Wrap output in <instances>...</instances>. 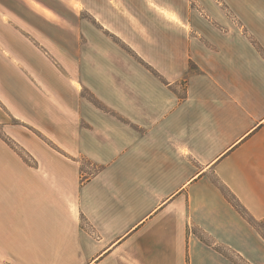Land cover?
Here are the masks:
<instances>
[{
    "label": "crops",
    "instance_id": "obj_1",
    "mask_svg": "<svg viewBox=\"0 0 264 264\" xmlns=\"http://www.w3.org/2000/svg\"><path fill=\"white\" fill-rule=\"evenodd\" d=\"M33 3L63 12L44 58L4 29L0 264H264L225 194L264 226V0H0Z\"/></svg>",
    "mask_w": 264,
    "mask_h": 264
},
{
    "label": "rangeland",
    "instance_id": "obj_2",
    "mask_svg": "<svg viewBox=\"0 0 264 264\" xmlns=\"http://www.w3.org/2000/svg\"><path fill=\"white\" fill-rule=\"evenodd\" d=\"M33 4H34L33 7H31L29 12L26 13L30 17L29 20L28 19H22L16 13L10 12L7 9H5L2 5H0V50L2 52H3L2 47H1L2 45L7 46L12 51V56H16V55L18 56L19 55L18 52L21 53V51H20L21 49L24 52H26L23 48H21V46H23L24 44L21 45V42H19V44H20L19 45L18 42L13 41L12 40L13 38L9 37L8 33L4 31V29H5V30L13 31L19 37V39L22 40L25 43V45H27V47L31 48L32 50H34V52H37L38 54H40V56H42V54L40 53L37 46L39 43L38 40H40V41L42 40V39H39V37L43 38L45 35H43L44 33L43 32L41 33V31L39 30V28H38L39 24H37L36 21L41 22L40 23L41 27H42V25H44L46 23V22H44V19H46L47 21H51V22H53V20H55V22H56L55 24L61 23L60 15H62L63 9H60L59 7H57V10L52 8L51 10L45 11V9L42 6H40L36 3H33ZM3 13H7L9 15V19L6 22L3 21V19H2ZM47 24H49V23H47ZM49 37L50 36H48V35L46 36L47 39ZM54 40L53 39L43 40V42H41V43L43 44V47H46L47 50L52 52L53 48H54V46H53V43L55 42ZM9 42H11L12 44H10ZM65 44L61 45L63 47V49H66V47H68V44L67 45H65ZM66 51H68V50L66 49ZM26 54H27V52H26ZM1 131H3V130H1V128H0V132ZM22 153H24V157H26V153L24 150H22ZM84 165H85V167H84L85 172L92 173L95 170L94 166L89 165L86 162L84 163ZM262 227L264 229V226H262ZM30 255L32 257H35L34 254H30Z\"/></svg>",
    "mask_w": 264,
    "mask_h": 264
},
{
    "label": "trees",
    "instance_id": "obj_3",
    "mask_svg": "<svg viewBox=\"0 0 264 264\" xmlns=\"http://www.w3.org/2000/svg\"><path fill=\"white\" fill-rule=\"evenodd\" d=\"M153 70V69H152ZM155 71V70H153ZM1 136L5 141H7L13 148L18 150L23 156L24 153H22L23 148H21L14 140H12L10 137L6 136L3 134V132H0ZM227 199L236 207V209L243 215L245 216L251 223L257 225L259 228L263 229V225L260 224L259 221H257L255 218L252 217V215L248 212L247 208L240 202V200L231 194L229 191H225ZM198 235L200 238H202L204 241H206L209 244L214 243L210 237H208L203 230H198L197 231ZM216 248L221 251L226 253L229 257L232 259H235V255L231 253L230 251H227L224 246L216 244ZM237 260L239 261V264H250L249 262L245 261L243 257H241L239 254L237 255Z\"/></svg>",
    "mask_w": 264,
    "mask_h": 264
}]
</instances>
